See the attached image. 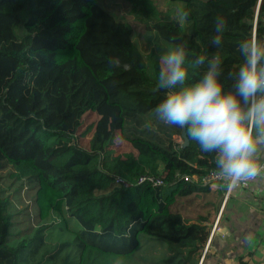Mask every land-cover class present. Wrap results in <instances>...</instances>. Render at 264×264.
Here are the masks:
<instances>
[{
    "label": "trees",
    "instance_id": "obj_1",
    "mask_svg": "<svg viewBox=\"0 0 264 264\" xmlns=\"http://www.w3.org/2000/svg\"><path fill=\"white\" fill-rule=\"evenodd\" d=\"M170 1L189 12L188 27L154 0H121L148 34L152 48L143 50L126 17L100 0H0V172L10 167L11 177L35 189L38 221L67 211L80 226L47 264L201 260L218 194L185 177L216 171L214 157L195 141L182 147L174 137L183 129L156 119L153 109L165 97L157 87L159 56L183 42L188 83L206 69L193 63L201 54H219L226 76L243 63L242 39L264 40V0ZM218 17L226 20L224 45L214 49L209 41ZM111 57H119L120 68L111 66ZM222 79L230 87L232 81ZM89 113L99 119L79 134ZM90 133L85 149L79 142ZM119 136L135 152L117 154ZM145 176L163 184L139 183ZM9 208L0 196V264H32L45 246L47 226L12 246ZM167 229L180 235L160 234Z\"/></svg>",
    "mask_w": 264,
    "mask_h": 264
},
{
    "label": "clouds",
    "instance_id": "obj_2",
    "mask_svg": "<svg viewBox=\"0 0 264 264\" xmlns=\"http://www.w3.org/2000/svg\"><path fill=\"white\" fill-rule=\"evenodd\" d=\"M189 12L178 13L184 21ZM226 20L217 18L210 46L224 45ZM243 63L226 76L219 54H201L196 66H205L202 77L188 83V49L175 43L159 56L157 87L164 99L153 109L164 125L184 130L188 141H195L201 152L214 157L216 176L227 186L264 176V40L244 38L237 45ZM120 68L119 57L109 58ZM125 71L131 65L123 64ZM224 77L232 81L226 87Z\"/></svg>",
    "mask_w": 264,
    "mask_h": 264
},
{
    "label": "rangeland",
    "instance_id": "obj_3",
    "mask_svg": "<svg viewBox=\"0 0 264 264\" xmlns=\"http://www.w3.org/2000/svg\"><path fill=\"white\" fill-rule=\"evenodd\" d=\"M100 2L101 5L110 12L126 17V20L134 29L135 42L143 50L145 48L148 50L152 48L147 44L148 34L144 32V29L141 28L142 26L138 25L133 20V17L126 11V7L122 4L121 0H100ZM154 2L161 11L170 12L177 18L178 13H182L183 4L179 2H173L170 0H154ZM181 23L185 27H188L185 20L181 21ZM98 119L99 116L95 113L86 114L83 118V125L79 134L85 132V130L91 125H94ZM91 138L92 133L80 139V145L85 149H89ZM174 138L176 141L180 142L181 138L179 136H175ZM114 150L117 154L135 152L131 144L120 136L115 142ZM12 173L13 170L10 167L0 172V196L3 199L8 198L10 201L9 212L13 223L12 240L10 245L15 246L19 242L33 240L36 236H38L39 231L41 229L43 230V228L47 226V229H45L43 234L45 246L41 249L35 262L32 263L47 264L48 256L56 251L59 245L73 241L75 233L80 229L79 223L70 218L67 211H64L63 214L52 213L48 219L38 221L35 210V189L29 187L25 181L17 180L16 178L11 177ZM168 233L175 236L180 235V233L176 232L175 229H167L163 233L160 232V234ZM70 252L71 250L69 248L64 252V254L68 256L70 255ZM140 259L141 258L125 260L117 264H152L151 258H148L147 260ZM55 264L64 263L63 260H59Z\"/></svg>",
    "mask_w": 264,
    "mask_h": 264
},
{
    "label": "crops",
    "instance_id": "obj_4",
    "mask_svg": "<svg viewBox=\"0 0 264 264\" xmlns=\"http://www.w3.org/2000/svg\"><path fill=\"white\" fill-rule=\"evenodd\" d=\"M209 188L218 194V210L208 226L229 234L211 233L199 264H264V176L235 186L228 198L225 184Z\"/></svg>",
    "mask_w": 264,
    "mask_h": 264
},
{
    "label": "built area",
    "instance_id": "obj_5",
    "mask_svg": "<svg viewBox=\"0 0 264 264\" xmlns=\"http://www.w3.org/2000/svg\"><path fill=\"white\" fill-rule=\"evenodd\" d=\"M180 143L181 145L183 144V141L182 139H180ZM261 177V176H260ZM259 177L255 178V179H258ZM254 179V180H255ZM185 180L187 181H191V182H194V183H198L200 185H203V186H212V185H216L218 183H223L225 184L222 180H219L216 176V171H211L209 172L208 174H206L205 176L203 177H198V176H192V177H185ZM145 181H149L150 183H152L153 186H159L161 184H163V181L161 179H157L155 180L154 178L152 177H142L140 178L139 180V183H142V182H145ZM252 181V180H250ZM250 181H246V182H241L240 185H245V184H248ZM118 183H123L121 179H118L117 180ZM226 185V184H225ZM227 192H226V198H228L230 196V194L232 193V190L234 187H229L227 186ZM215 232H222L223 233V236H227L229 234V232L223 230L222 228L218 227V224H215L213 229H212V232H210V234H214ZM210 238V236H209ZM207 246L205 249H207L209 247V243H210V240L208 239V242H207Z\"/></svg>",
    "mask_w": 264,
    "mask_h": 264
},
{
    "label": "water",
    "instance_id": "obj_6",
    "mask_svg": "<svg viewBox=\"0 0 264 264\" xmlns=\"http://www.w3.org/2000/svg\"><path fill=\"white\" fill-rule=\"evenodd\" d=\"M181 138L183 140V144H182V147H185L189 144V141L186 139L185 137V133H184V130H182V134H181Z\"/></svg>",
    "mask_w": 264,
    "mask_h": 264
},
{
    "label": "bare ground",
    "instance_id": "obj_7",
    "mask_svg": "<svg viewBox=\"0 0 264 264\" xmlns=\"http://www.w3.org/2000/svg\"><path fill=\"white\" fill-rule=\"evenodd\" d=\"M88 18V17H87ZM85 20V19H84ZM48 50V49H47ZM52 52V51H51ZM49 54V53H48ZM53 54V53H52ZM50 59V58H49ZM52 61V60H51ZM49 62V61H48ZM69 86V85H68ZM67 86V87H68ZM66 93V92H65ZM69 94V93H68ZM63 97V96H62ZM65 98V97H64ZM58 99V98H57ZM61 99V98H60ZM57 102H59V101H57ZM73 105V104H72ZM62 107V106H61ZM61 110V109H60ZM72 111V110H71ZM62 112V111H61ZM65 112V111H64ZM66 114V113H65ZM71 116V115H70ZM67 117H69V116H67ZM68 119V118H67ZM66 120V119H65ZM14 174V173H13Z\"/></svg>",
    "mask_w": 264,
    "mask_h": 264
}]
</instances>
